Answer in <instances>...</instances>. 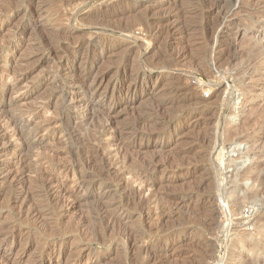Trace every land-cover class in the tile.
I'll list each match as a JSON object with an SVG mask.
<instances>
[{
    "label": "rangeland",
    "instance_id": "obj_1",
    "mask_svg": "<svg viewBox=\"0 0 264 264\" xmlns=\"http://www.w3.org/2000/svg\"><path fill=\"white\" fill-rule=\"evenodd\" d=\"M235 2L0 0V119L42 141L0 138L6 264H264V0Z\"/></svg>",
    "mask_w": 264,
    "mask_h": 264
},
{
    "label": "bare ground",
    "instance_id": "obj_2",
    "mask_svg": "<svg viewBox=\"0 0 264 264\" xmlns=\"http://www.w3.org/2000/svg\"><path fill=\"white\" fill-rule=\"evenodd\" d=\"M237 1H239V0H236V2ZM241 1V0H240ZM235 2V3H236ZM235 5V4H234ZM238 5V4H237ZM31 6V5H30ZM37 6V5H36ZM236 6V5H235ZM39 8V7H38ZM27 9V8H26ZM25 9V10H26ZM33 9V8H32ZM99 10V9H98ZM33 11V10H32ZM35 11H36V8H35ZM100 11V10H99ZM5 12V11H4ZM34 12V11H33ZM99 13V12H98ZM4 14V13H3ZM101 14V13H100ZM104 14V13H103ZM181 14V13H180ZM224 14H225V12H224ZM230 14V13H229ZM178 15V14H177ZM227 15V14H226ZM233 15V14H232ZM95 16H97V15H95ZM224 16V15H223ZM228 16V15H227ZM177 17V16H176ZM180 17V16H179ZM179 17H177L176 18V21H177V19L179 18ZM96 18V17H95ZM107 18V16L105 17V19ZM174 18V17H173ZM224 18V17H223ZM225 18H227V17H225ZM101 19V18H100ZM104 19V18H103ZM102 19V20H103ZM165 19V18H164ZM76 20V19H75ZM97 20V19H96ZM98 20H99V18H98ZM223 20H225V19H223ZM227 20V19H226ZM175 21V20H174ZM173 21V22H174ZM233 21V20H232ZM100 22H102L101 20H100ZM226 22V21H225ZM230 22V21H229ZM234 22V21H233ZM169 23H171V22H169ZM227 23V22H226ZM159 24V23H158ZM166 24V23H165ZM222 24V23H221ZM224 24V23H223ZM160 25V24H159ZM158 25V26H159ZM162 25H164V23L162 24ZM172 25V24H171ZM178 25V24H177ZM176 25V26H177ZM228 25H230V24H228ZM234 25H236L235 23H234ZM166 25H164V27H165ZM179 26H180V24H179ZM223 26V25H222ZM225 26H227V25H225ZM161 27V26H160ZM178 27V26H177ZM176 27V28H177ZM184 27V26H183ZM228 27V26H227ZM234 27H236V26H234ZM156 28H157V26H156ZM159 28V27H158ZM180 29H181V27H179ZM220 28V27H219ZM230 28V27H229ZM237 28V27H236ZM165 29V28H164ZM163 29V30H164ZM174 29V28H173ZM172 29V30H173ZM179 29V30H180ZM222 29V28H221ZM223 29H224V26H223ZM131 30V29H130ZM157 30V29H156ZM159 31H160V29H158ZM157 30V31H158ZM176 30V29H175ZM178 30V29H177ZM176 30V31H177ZM183 30H184V28H183ZM165 31H166V29H165ZM169 31H171V30H169ZM168 31V32H169ZM174 31V30H173ZM219 31V30H218ZM222 31V30H221ZM220 31V32H221ZM225 31V30H224ZM130 32V31H129ZM227 32V31H226ZM125 33V32H124ZM128 33V32H127ZM156 33V32H155ZM159 33V32H158ZM160 33H161V31H160ZM167 33V32H166ZM165 33V34H166ZM185 33V32H184ZM183 33V34H184ZM225 33V32H224ZM161 34H163V33H161ZM170 35V33H167V35ZM222 34V33H221ZM179 35V34H178ZM181 35V34H180ZM88 42V41H87ZM87 42H85L86 43V45H87ZM90 43H91V40H90ZM90 43H88V44H90ZM93 44V43H92ZM102 44V43H101ZM96 45V44H95ZM90 46H91V44H90ZM99 46V45H98ZM84 47H85V45H84ZM101 47H102V45H101ZM85 49H87V48H85ZM103 49V48H102ZM82 50H83V48H82ZM82 52V51H81ZM217 52V51H216ZM71 53V52H70ZM69 53V54H70ZM84 53V52H83ZM85 54H88V53H86V51H85ZM78 55V54H77ZM79 55H80V53H79ZM78 55V56H79ZM76 56V55H75ZM77 56V57H78ZM87 56V55H86ZM183 56V55H182ZM89 57V56H88ZM102 56H100V58H101ZM84 58V57H83ZM178 58V57H177ZM86 59H89V58H86ZM90 59H92V57H90ZM89 59V60H90ZM97 59V58H96ZM179 59V58H178ZM85 59H83V61H84ZM98 60V59H97ZM87 61V60H86ZM95 61V60H94ZM88 62V61H87ZM150 64H151V67H152V63L151 62H149ZM142 64H144V63H142ZM146 64V63H145ZM156 64V63H155ZM159 64V63H158ZM158 64H156V65H158ZM84 65V64H83ZM145 66V65H144ZM150 66V65H149ZM155 65H154V63H153V67H154ZM159 66V65H158ZM157 66V67H158ZM143 67V66H142ZM139 68V67H138ZM143 68H145V67H143ZM142 68V69H143ZM149 68V67H148ZM154 68H156V67H154ZM159 68V67H158ZM141 69V67L139 68V70ZM151 68H149V70H150ZM153 69V68H152ZM162 69V68H161ZM138 70V69H137ZM155 70V69H154ZM154 70H151V71H154ZM131 71V70H130ZM146 71H147V69H146ZM150 71V72H151ZM95 72V71H94ZM141 72V71H140ZM143 72V71H142ZM157 72V71H156ZM88 73H89V71H88ZM96 73H98V72H96ZM157 74V73H156ZM93 75H95L94 73H93ZM101 75V74H100ZM9 76V75H8ZM99 76V75H98ZM102 76V75H101ZM11 77V76H10ZM93 77V76H92ZM96 77V76H95ZM177 77V76H176ZM175 76L173 77V78H176ZM8 78V77H7ZM7 78H6V80L5 81H8L7 80ZM90 78V75H86L85 77H84V79L83 80H81V81H79L80 82V91H79V94H76V96L78 95V96H81V101L83 102V107H84V110H85V112L86 113H91V114H93L94 112L96 113V105H99L98 104V102L96 101V98H100V95H99V91L102 89V88H100V83H98L97 81H95L94 82V80L93 81H91V83H90V81H89V84L87 85L86 84V81L88 80ZM94 78V77H93ZM180 78V77H179ZM178 78V79H179ZM3 79V78H2ZM9 79V78H8ZM11 79H13V78H11ZM100 79V78H99ZM4 80V79H3ZM3 80H1V81H3ZM102 80V79H101ZM177 80V79H176ZM4 81V82H5ZM1 83V82H0ZM8 83V82H7ZM5 84V83H4ZM12 84H14V83H12ZM6 85V84H5ZM9 85V84H8ZM76 85L78 86L79 84H77L76 83ZM11 87V86H10ZM106 87V86H105ZM78 88V87H77ZM79 89V88H78ZM105 89V88H104ZM112 90V89H111ZM102 91H104L105 92V90H102ZM74 94V93H73ZM214 94H216V92L214 93ZM213 94V95H214ZM97 95H99V97H97ZM103 95V94H102ZM72 98V97H71ZM72 101H73V99H71ZM79 100V101H80ZM183 100H185V101H187V100H189L188 98H184V99H182V101H175L174 103H178V102H183ZM3 102V101H2ZM100 103V102H99ZM173 102H169V103H162V104H160V105H156V108L157 109H160L161 110V108H168V106H172V105H174V104H172ZM81 105H82V103H81ZM179 105V104H178ZM82 107V108H83ZM159 107V108H158ZM175 107V106H174ZM156 108H154V109H156ZM167 108L165 109V110H167ZM177 108V107H176ZM181 108V107H180ZM182 108H183V106H182ZM170 110V109H169ZM154 111V110H153ZM168 111V110H167ZM25 112V111H24ZM28 112V111H27ZM29 112H31V111H29ZM85 112H83V113H85ZM165 112V111H164ZM170 112V111H169ZM26 113V112H25ZM24 113V114H25ZM158 112H156V114H157ZM21 114V113H20ZM23 114V113H22ZM27 114V113H26ZM30 114V113H29ZM28 114V115H29ZM75 114V113H74ZM72 115V114H71ZM76 115V114H75ZM83 115V114H82ZM94 115V114H93ZM7 116V115H6ZM30 116V115H29ZM74 116V115H73ZM79 116V115H78ZM3 117V116H2ZM19 117H21L20 115H19ZM68 117V116H67ZM70 117V116H69ZM77 117V116H76ZM75 118V117H74ZM73 118V119H74ZM20 118H18L17 119V116H16V118H14V117H10V116H7V118H2V120L0 119V138L5 134V131H10V136H12V137H19L20 139H18V140H21V142H20V151H22V150H24V149H27V147L29 148H31V146H33V145H39L42 141L41 140H36V139H29V138H27L26 137V135L25 136H23V124H22V122L19 120ZM62 119V118H61ZM64 119V118H63ZM62 119V120H63ZM71 119V118H70ZM76 119V118H75ZM22 120V119H21ZM62 120H60V122L62 121ZM67 120V119H66ZM69 120V119H68ZM59 121V120H58ZM65 121V120H64ZM71 121H73L72 119H71ZM143 121V120H142ZM141 121V122H142ZM145 121L147 122V119H145ZM69 122V121H68ZM142 123H144V122H142ZM63 124V123H62ZM74 124V123H73ZM75 124H77V123H75ZM74 124V125H75ZM113 124V123H112ZM56 125H59V123L57 122L56 124H55V126ZM67 125V126H66ZM66 125L64 124V128L63 129H61L60 128V133H62V134H66V135H69V138H70V135L73 133L74 134V131H75V126L74 125H71V124H67L66 123ZM136 125V124H135ZM135 125H133V127L135 126ZM49 126V125H48ZM53 126V125H52ZM51 126V127H52ZM54 127V126H53ZM57 127H59V126H57ZM45 129H46V127H45ZM55 129H56V127H55ZM54 129V130H55ZM134 129V128H133ZM76 130H79V129H76ZM45 131V130H44ZM47 131V130H46ZM45 131V132H46ZM58 132V131H57ZM9 134H6V135H9ZM59 134V133H58ZM77 134V133H76ZM5 135V136H6ZM119 135V134H118ZM59 137H60V135H59ZM67 137V136H66ZM147 137V136H146ZM5 138V137H4ZM64 138V137H63ZM68 138V137H67ZM120 139V138H119ZM16 140V139H15ZM114 140H116L115 138H114ZM17 141V140H16ZM0 143H1V141H0ZM133 146V144L132 143H130L128 146H125V147H123L124 149H127V147L128 148H131ZM33 148V147H32ZM34 148H35V146H34ZM27 150H29V149H27ZM92 150H94V149H92ZM96 150V149H95ZM18 151V150H17ZM98 151V150H97ZM97 151H94L95 152V154H92V155H94V156H91V157H89L90 156V154H91V151H90V154L88 153V155L89 156H83L84 157V161L85 162H83V165L85 164V166L86 167H90V165H92L93 164V162H95V161H101L102 162V160H104V158H105V156H104V158H103V155H102V158H100L101 157V155L97 152ZM0 152H1V150H0ZM23 152V151H22ZM88 152V151H87ZM2 153V152H1ZM85 152H83V154H84ZM93 153V152H92ZM103 153V152H102ZM87 154V153H86ZM81 158V157H80ZM79 159V158H78ZM96 159H98V160H96ZM107 159V158H106ZM105 159V161L107 162V160ZM76 161V160H75ZM79 161L81 162V160L79 159ZM77 162H78V160H77ZM97 162V163H98ZM104 162V161H103ZM102 162V163H103ZM106 162H105V167H107L106 165ZM108 162H109V160H108ZM107 162V163H108ZM76 163V162H75ZM74 163V164H75ZM80 164V163H79ZM100 164V163H99ZM98 164V165H99ZM110 164V163H109ZM150 164V163H149ZM148 164V165H149ZM82 164H81V167L83 166ZM95 165V164H94ZM93 165V166H94ZM24 166V165H23ZM96 166H97V164H96ZM95 166V167H96ZM115 165L113 164V167H114ZM154 166V165H153ZM152 166V167H153ZM19 167H21V166H19ZM80 167V168H81ZM104 167V168H105ZM110 167H112L111 165H110ZM109 167V168H110ZM151 167V168H152ZM22 168H25V167H22ZM21 168V169H22ZM27 168H29V167H27ZM80 168H78V169H80ZM82 168H84V166L82 167ZM93 168V167H92ZM100 168V167H99ZM103 168V169H104ZM108 168V169H109ZM114 168H116V167H114ZM90 169H91V167H90ZM102 169V168H101ZM154 169H155V167H154ZM23 170V169H22ZM76 170V169H75ZM81 170H83V169H81ZM93 170H95V168H93ZM96 170H97V168H96ZM19 171V170H18ZM24 171V170H23ZM22 171V172H23ZM25 171H26V169H25ZM29 171V170H28ZM84 171V170H83ZM98 171V170H97ZM112 172H115L116 170H111ZM111 171H108V172H111ZM152 171H153V169H152ZM21 172V173H22ZM87 172V171H86ZM91 173H92V171H90ZM101 172V171H100ZM100 172H99V175H100ZM111 172V173H112ZM117 172V171H116ZM80 173H82V172H80ZM80 173H79V175H80ZM89 173V172H88ZM95 173H97L96 171H95ZM110 173V174H111ZM124 173V172H123ZM42 174V173H41ZM76 174V173H75ZM109 174V173H108ZM110 174H109V176H110ZM114 174V173H113ZM44 175V174H43ZM42 175V176H43ZM78 175V174H77ZM91 175H93V174H91ZM97 175H98V173H97ZM105 175H107V173L105 174ZM116 176H118L117 174H115ZM115 175H113V176H115ZM120 175V174H119ZM37 176V175H36ZM38 176H40V175H38ZM73 176H74V174H73ZM76 176V175H75ZM94 176V175H93ZM17 177V176H16ZM44 178H45V175L43 176ZM79 177V176H78ZM77 177V178H78ZM82 177V176H81ZM91 177V176H90ZM100 177V176H99ZM102 177V176H101ZM18 178V177H17ZM38 178V177H37ZM36 178V179H37ZM43 178V179H44ZM55 178V177H54ZM54 178H53V181H54ZM84 178H85V176H84ZM88 178V177H87ZM103 178H105L104 176H103ZM4 179V178H3ZM46 179V181H47V179H48V177L47 178H45ZM44 179V180H45ZM79 179H81V178H79ZM72 180H73V178H72ZM84 180H86V179H84ZM49 181V180H48ZM47 181V182H48ZM79 181H81V180H79ZM55 182V181H54ZM73 182V181H72ZM76 182V181H75ZM75 182H73V183H75ZM84 182V181H83ZM41 183V182H40ZM52 183V182H51ZM60 183V182H59ZM81 183V182H80ZM41 184H43V182L41 183ZM56 184V183H55ZM58 184V183H57ZM141 184V183H140ZM49 186H50V183L48 184ZM47 185V186H48ZM53 185V184H52ZM59 185V184H58ZM58 185H56L57 187H58ZM84 185H85V183H84ZM83 185V186H84ZM55 185H53L52 187H54ZM79 186H80V184H79ZM82 186V185H81ZM44 187V186H43ZM46 187V186H45ZM56 187V189H58ZM60 187H61V185H60ZM85 187H86V185H85ZM101 187V186H100ZM148 187V186H147ZM47 188V187H46ZM50 188V187H49ZM81 188V187H80ZM140 188V187H139ZM143 188H144V185H143ZM51 189V188H50ZM54 189V188H53ZM60 189V188H59ZM58 189V190H59ZM78 189V188H77ZM82 189V188H81ZM88 189V188H87ZM103 188H101V190H102ZM148 189H149V187H148ZM44 190V189H43ZM49 190V189H48ZM55 190V189H54ZM63 190V189H62ZM61 190V191H62ZM83 190H84V188H83ZM139 190V189H138ZM140 190H142V189H140ZM140 190H139V192H140ZM77 191V190H76ZM87 191V190H86ZM148 191V190H147ZM53 192V191H52ZM102 192H103V190H102ZM105 192V191H104ZM50 193V192H49ZM55 193H57V192H55ZM54 193V194H55ZM53 194V195H54ZM59 195H60V193H58ZM105 194V193H104ZM47 195H49V194H47ZM52 195V194H51ZM52 195V196H53ZM99 195H101V194H99ZM19 196V195H18ZM55 196H57V195H55ZM54 196V197H55ZM54 197H52V199L54 198ZM103 197V196H102ZM68 198H70V197H68ZM67 198V199H68ZM237 198V197H236ZM102 200V199H101ZM56 201V200H55ZM53 202H54V200H53ZM57 202V201H56ZM104 202V201H103ZM56 204V203H55ZM109 204V203H108ZM65 205V204H64ZM67 205V204H66ZM100 205V204H99ZM105 205V204H104ZM106 205H107V202H106ZM71 206V205H70ZM101 206V205H100ZM69 207V206H68ZM106 207V206H105ZM114 207V206H113ZM117 207V206H116ZM222 207H225V206H223L222 205ZM60 208H62V206L60 207ZM66 208V207H65ZM101 208H102V206H101ZM104 208V207H103ZM109 208V207H108ZM108 208H106V210L108 209ZM64 209V208H63ZM99 209V208H98ZM110 209V208H109ZM112 209V208H111ZM117 209V208H116ZM104 210V209H103ZM28 211H29V209H28ZM33 211H35L34 209H33ZM37 211V210H36ZM36 211H35V213H36ZM38 211H39V209H38ZM100 211L102 212V209L101 210H99V211H97V212H99L100 213ZM105 211V210H104ZM112 211V210H111ZM105 212H107V211H105ZM34 213V212H33ZM32 213V214H33ZM103 213V212H102ZM119 213V212H118ZM30 214H31V211H30ZM101 214V213H100ZM103 214H115V213H110V212H108V213H103ZM34 215H38V214H34ZM31 217H32V215H30ZM29 215H28V219H29V217H30ZM36 216H35V218H36ZM39 216V215H38ZM37 216V217H38ZM226 216H227V214H226ZM24 217H27V215L26 216H24ZM34 217V216H33ZM228 217V216H227ZM35 218H34V221H35ZM39 218H41V216H39ZM31 220V219H30ZM38 220H40V219H38ZM37 221V220H36ZM38 222V221H37ZM19 230V229H18ZM18 232V231H17ZM13 233V232H12ZM19 233V232H18ZM2 235V234H1ZM5 236V235H4ZM29 237V236H28ZM1 238V237H0ZM2 238H4L3 236H2ZM12 238V237H11ZM15 239V238H14ZM2 239H0V241H1ZM10 240V239H9ZM12 240V239H11ZM1 242H3V241H1ZM12 242V241H11ZM11 244V243H10ZM235 245V244H234ZM2 246V249H5V246H6V244L5 245H1ZM4 246V247H3ZM13 246V245H12ZM8 247H9V245H8ZM237 247H238V245H237ZM236 247V248H237ZM2 249H0V264H6L7 262H8V260L10 259H8V257H9V254H8V252L6 251V250H2ZM235 249V248H234ZM8 250V249H7ZM10 250V249H9ZM11 251V250H10ZM238 252L239 251H235V252H233V254H234V257L232 258V260L230 259V261H227V259H226V257H225V254H224V252H221L220 253V255H219V259H218V264H234L235 262V259H236V257L238 256ZM233 254H232V256H233ZM42 257V256H41ZM239 257V256H238ZM38 259H40V260H38ZM38 261L37 262H33L34 264H58V263H53V261L52 260H44V259H41V258H39L38 257ZM237 260V259H236ZM76 263H78L77 261H76ZM9 264H12L11 262L9 263Z\"/></svg>",
    "mask_w": 264,
    "mask_h": 264
},
{
    "label": "built area",
    "instance_id": "obj_3",
    "mask_svg": "<svg viewBox=\"0 0 264 264\" xmlns=\"http://www.w3.org/2000/svg\"><path fill=\"white\" fill-rule=\"evenodd\" d=\"M242 217L245 220H249L253 214V209L251 207H245L242 212Z\"/></svg>",
    "mask_w": 264,
    "mask_h": 264
}]
</instances>
